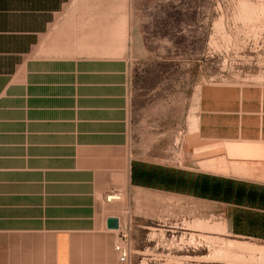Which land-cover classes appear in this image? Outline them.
<instances>
[{
	"label": "crops",
	"instance_id": "0c3cea01",
	"mask_svg": "<svg viewBox=\"0 0 264 264\" xmlns=\"http://www.w3.org/2000/svg\"><path fill=\"white\" fill-rule=\"evenodd\" d=\"M133 7L0 0V264H150L154 219L196 196L264 241V84H205L175 145L133 142L131 67L115 44ZM109 217L131 224L127 262Z\"/></svg>",
	"mask_w": 264,
	"mask_h": 264
},
{
	"label": "rangeland",
	"instance_id": "374dc122",
	"mask_svg": "<svg viewBox=\"0 0 264 264\" xmlns=\"http://www.w3.org/2000/svg\"><path fill=\"white\" fill-rule=\"evenodd\" d=\"M131 1L120 29L131 12V34L115 44L131 67L133 142L175 145L205 84H264V0ZM226 206L196 196L169 208L164 223L155 218L150 264H264V241L236 236Z\"/></svg>",
	"mask_w": 264,
	"mask_h": 264
},
{
	"label": "built area",
	"instance_id": "2783aa9c",
	"mask_svg": "<svg viewBox=\"0 0 264 264\" xmlns=\"http://www.w3.org/2000/svg\"><path fill=\"white\" fill-rule=\"evenodd\" d=\"M118 196L111 195L109 199L115 198ZM120 239L121 241L117 242L115 245V250L119 254L120 261L127 262L130 257V248L128 247L129 233L131 231L130 222L120 223Z\"/></svg>",
	"mask_w": 264,
	"mask_h": 264
},
{
	"label": "water",
	"instance_id": "95a60500",
	"mask_svg": "<svg viewBox=\"0 0 264 264\" xmlns=\"http://www.w3.org/2000/svg\"><path fill=\"white\" fill-rule=\"evenodd\" d=\"M120 225L119 218L117 217H109L107 219V226L109 229H118Z\"/></svg>",
	"mask_w": 264,
	"mask_h": 264
},
{
	"label": "bare ground",
	"instance_id": "6f19581e",
	"mask_svg": "<svg viewBox=\"0 0 264 264\" xmlns=\"http://www.w3.org/2000/svg\"><path fill=\"white\" fill-rule=\"evenodd\" d=\"M263 8H264V7H263ZM263 8H262V9H263ZM250 11H251V10H250ZM258 12H259V10H258ZM261 12H263V11H261ZM255 14H256V13H255ZM251 15H252V14H251ZM260 15H261V14H260ZM257 16H258V15H257Z\"/></svg>",
	"mask_w": 264,
	"mask_h": 264
}]
</instances>
